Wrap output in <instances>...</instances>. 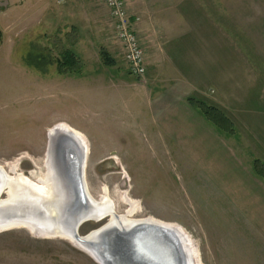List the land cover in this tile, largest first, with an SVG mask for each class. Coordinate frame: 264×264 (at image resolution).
<instances>
[{"label": "rangeland", "instance_id": "rangeland-1", "mask_svg": "<svg viewBox=\"0 0 264 264\" xmlns=\"http://www.w3.org/2000/svg\"><path fill=\"white\" fill-rule=\"evenodd\" d=\"M6 1L0 166L41 184L49 131L66 125L85 140L95 201L107 196L119 215L177 226L193 264H264V0H125L142 78L129 73L103 0ZM64 48L78 73L24 60L59 59ZM189 97L222 111L232 130H218ZM100 224L85 222L79 234ZM0 264L100 262L70 238L16 227L0 231Z\"/></svg>", "mask_w": 264, "mask_h": 264}, {"label": "water", "instance_id": "water-1", "mask_svg": "<svg viewBox=\"0 0 264 264\" xmlns=\"http://www.w3.org/2000/svg\"><path fill=\"white\" fill-rule=\"evenodd\" d=\"M6 6L7 1L1 0L0 9ZM48 141L46 167L58 172L68 193L62 205V222L69 236H63L85 247L100 264H193L186 247L187 236L177 226L150 218L122 219L114 211H110L112 218L110 213L99 214L98 203L84 181L85 146L73 132L55 128L54 132H49ZM12 173V169L8 172L0 166V196L5 192V197H0V231L16 227L45 230L50 227L51 230V225L57 222L48 215L43 196L28 192L29 185L7 201L8 184L15 181L10 176ZM88 221L101 224L80 235L79 227Z\"/></svg>", "mask_w": 264, "mask_h": 264}, {"label": "bare ground", "instance_id": "bare-ground-1", "mask_svg": "<svg viewBox=\"0 0 264 264\" xmlns=\"http://www.w3.org/2000/svg\"><path fill=\"white\" fill-rule=\"evenodd\" d=\"M55 128H57V131L62 130V131L73 132V134L81 140L82 144L85 146V151H86L85 140L82 138V136L79 133L75 132L72 128L68 126L61 125V124L53 127L52 129H50L49 132H54ZM71 155H73V152ZM10 176L15 181L9 182L8 184L10 188L8 189L9 197L7 201H11L13 199L15 192H18L20 190L19 192L22 193L24 189L28 188L26 187V185L27 186L29 185L31 187V190L27 189L28 192L30 194H40L41 196H43L42 202L45 205V207L48 209V215L52 216V219H54L53 220L54 223L57 222L56 225L52 223L53 225H51L52 226L51 230H50V227L48 228L49 230L37 229V228H32V227H28V228H30L35 233L43 234V235H50V236L51 235H54V236L68 235L69 236L68 232H66L67 227L62 222L64 218V216L62 215V205L65 201H67L66 199H67L68 193L66 192L65 188L63 187V184L61 183L58 172H56L55 170H48L46 180L43 181L41 184L31 181L30 179H28L25 175L21 173H15ZM96 202L98 203L99 214L102 213L104 215V214L110 213V218H112L111 212L113 211L115 212V210L112 205V202L108 199V197L104 196L100 200L99 199L98 201L96 200ZM128 212L131 213L132 211L130 210ZM120 217L122 219L129 220V218H127L125 215H120ZM2 225L6 226L8 224H2ZM1 227L2 226H0V228ZM78 245L85 249V247H83L82 245L80 244Z\"/></svg>", "mask_w": 264, "mask_h": 264}, {"label": "trees", "instance_id": "trees-1", "mask_svg": "<svg viewBox=\"0 0 264 264\" xmlns=\"http://www.w3.org/2000/svg\"><path fill=\"white\" fill-rule=\"evenodd\" d=\"M1 36L2 35L0 32V41H1ZM100 53L105 64L112 65L114 63V60L110 58L105 51H101ZM24 60L28 66H31L32 68H35L39 71H44L43 66H46V63L49 64V63H53L52 61H55L56 70L60 74L78 73L82 67L78 63V60L75 54L73 53V51L68 48H64L63 50H60L59 59H55V60L52 59L49 53L48 54L36 53L32 55L28 54ZM187 101L192 107L198 109L200 113L204 116V118L207 121H209L212 125H214L218 130L223 132L232 130L231 121L218 108L207 105L205 102L196 100L191 97H189ZM257 164H259V162H256L255 166H257ZM255 166L254 168L257 174L263 177V172H262L263 168L261 166L259 168Z\"/></svg>", "mask_w": 264, "mask_h": 264}, {"label": "built area", "instance_id": "built-area-1", "mask_svg": "<svg viewBox=\"0 0 264 264\" xmlns=\"http://www.w3.org/2000/svg\"><path fill=\"white\" fill-rule=\"evenodd\" d=\"M65 0H58L59 3ZM113 21L116 39L122 48L123 61L129 73L142 78L146 72V61L140 39L133 29V21L126 7L125 0H103Z\"/></svg>", "mask_w": 264, "mask_h": 264}, {"label": "crops", "instance_id": "crops-1", "mask_svg": "<svg viewBox=\"0 0 264 264\" xmlns=\"http://www.w3.org/2000/svg\"><path fill=\"white\" fill-rule=\"evenodd\" d=\"M130 17H131V16H130ZM131 20H134V18L131 17ZM189 106H191V105L189 104ZM191 107H192V106H191Z\"/></svg>", "mask_w": 264, "mask_h": 264}, {"label": "flooded vegetation", "instance_id": "flooded-vegetation-1", "mask_svg": "<svg viewBox=\"0 0 264 264\" xmlns=\"http://www.w3.org/2000/svg\"><path fill=\"white\" fill-rule=\"evenodd\" d=\"M0 10H2V8Z\"/></svg>", "mask_w": 264, "mask_h": 264}]
</instances>
